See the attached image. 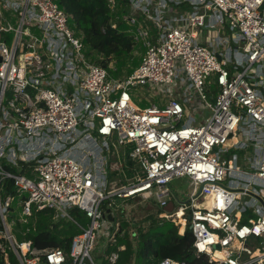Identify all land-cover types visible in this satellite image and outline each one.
<instances>
[{
    "label": "built area",
    "instance_id": "built-area-1",
    "mask_svg": "<svg viewBox=\"0 0 264 264\" xmlns=\"http://www.w3.org/2000/svg\"><path fill=\"white\" fill-rule=\"evenodd\" d=\"M129 1L125 20L144 55L131 75L115 79L86 56L56 0H0V157L29 172L0 165L6 264V244L18 264H97L96 232L112 225L104 202L142 198L165 206L180 178L190 180L189 201L160 217L181 234L190 226L197 256L206 264H264V0ZM109 4L114 10L116 0ZM148 84L175 90L183 103L139 108L130 91ZM203 109L211 115L199 123ZM119 147L129 149L137 174L115 190L108 164ZM247 150L246 161L233 153ZM6 180L16 195L3 199ZM16 196L26 224L34 212L70 219L78 208L88 226L76 222L81 234L68 254L18 243L7 222Z\"/></svg>",
    "mask_w": 264,
    "mask_h": 264
},
{
    "label": "trees",
    "instance_id": "trees-1",
    "mask_svg": "<svg viewBox=\"0 0 264 264\" xmlns=\"http://www.w3.org/2000/svg\"><path fill=\"white\" fill-rule=\"evenodd\" d=\"M56 2L69 14L70 27L76 36L82 39L86 56L107 69L113 78L127 77L140 65L144 49L139 48L140 44L134 41L133 33L125 20L131 11L129 0H116L114 10L109 0H56ZM120 154L123 162L122 172L112 174H118L124 184H127L126 179H134L136 176V166L129 158V149L120 148ZM5 169L11 173L24 174L28 165L21 163L20 171L10 166H5ZM10 194L16 195L14 182L6 180L2 183L1 197L5 199ZM183 205L184 203L172 196L167 205L158 206L156 215L149 218L148 227L137 228L136 237L129 231L130 224L123 220L114 243L109 244L102 254L96 251L94 259L101 264H112L107 258L117 253L119 257L114 264H160L167 258L184 261L187 264H206V258L198 257L194 250V236L190 226L187 225L181 234L179 226L172 220L160 217L162 214L175 213ZM107 209L112 211L110 204L103 208V212ZM69 215L71 219L55 220L52 210L34 212L32 216L34 222L24 226V231L32 228L27 234L28 241L38 249L57 248L68 254L73 238L81 234L76 222L79 223L78 220L87 222L85 214L78 208L70 209ZM6 245L10 263L18 264L16 255L8 249V244ZM121 247L125 249L121 250ZM0 264H6L5 253L1 250Z\"/></svg>",
    "mask_w": 264,
    "mask_h": 264
},
{
    "label": "rangeland",
    "instance_id": "rangeland-1",
    "mask_svg": "<svg viewBox=\"0 0 264 264\" xmlns=\"http://www.w3.org/2000/svg\"><path fill=\"white\" fill-rule=\"evenodd\" d=\"M140 20H147L145 17H140ZM148 27L151 26V23L147 20L145 23ZM132 30V28L130 27ZM226 32L224 35L226 37L231 38L233 31L227 26L226 27ZM231 46V45H230ZM139 48L143 47L141 45H138ZM144 55V51H143ZM142 55V56H143ZM112 68V65H111ZM211 90L216 91L215 86H210ZM165 88L161 86H151V85H146V86H137L131 89V94L133 98V102L135 105H137L140 108L147 107L148 105L151 104H156L159 107H163V105L168 104V102L171 99H177L180 103H183V99L180 94H176L175 90L173 94L169 93H164ZM189 112L192 111L191 108L188 109ZM201 113H198L199 115H196L197 121L200 123L202 119H206L211 115V111L209 109H203L201 110ZM203 114V115H201ZM194 118V117H193ZM189 118H185L181 124L187 123ZM251 150H247V152H240V151H234V153L238 154L241 158V161H246L245 158L249 154L251 155ZM120 153V148L114 149L113 155L114 159L112 160L111 163L108 164L110 171L119 173L122 172V166L123 162H120L117 157H119ZM222 157H231L230 154H222ZM109 157V162H110ZM9 166L11 168L16 169L12 164L7 163V159L0 157V165L2 166ZM245 166L244 164H242ZM25 175H29V172L26 171L24 173ZM131 179H127L126 183L130 182ZM111 186L115 188V190H119L122 188L124 184L123 180L121 177H119L118 174H113L112 179H111ZM228 182V179L226 180V183ZM171 187L174 190V195L177 200H180L182 203H186L189 201V195L192 191V187L190 184V180L188 178H180V179H175ZM21 199L17 197L14 202L11 204V212L10 216H7V222L11 227V231L16 238L18 243L21 242H27L28 237L27 235H24V226L26 223L23 222L25 218L24 215H22V206H21ZM110 204L112 211L111 210H105L104 212L107 216L112 217V225L108 224V228L105 231H97L96 232V246H95V251L92 253L93 257L96 258V251L100 252L102 254V251L105 250V248L109 244H113L116 233L119 231V226L123 220L127 221L130 226H129V231L131 234H135L137 231V228L142 226V228H146L149 226V218L151 216H155L157 211H158V206L154 204L152 200H146L142 198H135V199H125V198H117L115 197L111 201H105L104 204L102 205V208H104L106 205ZM179 210V209H178ZM70 212V210H69ZM71 219V218H70ZM31 223L34 222V219H30ZM55 220H58V218L55 217ZM78 220V218H77ZM87 222H83L82 220H78L80 225L86 227L88 226V220ZM29 222V223H30ZM114 222V223H113ZM179 224V221H177ZM19 224V227H18ZM113 229V230H112ZM182 230L180 229V232ZM137 234V233H136ZM136 234L134 237H136ZM136 239V238H135ZM97 264H101L100 261L96 260Z\"/></svg>",
    "mask_w": 264,
    "mask_h": 264
},
{
    "label": "crops",
    "instance_id": "crops-1",
    "mask_svg": "<svg viewBox=\"0 0 264 264\" xmlns=\"http://www.w3.org/2000/svg\"><path fill=\"white\" fill-rule=\"evenodd\" d=\"M143 57V56H142ZM113 78V77H112ZM151 105H153V104H151ZM154 105H156V104H154ZM165 105H167V104H165ZM165 105H163V106H165ZM150 105H148L147 107H149ZM140 108V107H139ZM144 108H146V107H144ZM141 109H143V108H141ZM119 148H123V147H119ZM127 148V147H126ZM118 149V148H117ZM128 149V148H127ZM125 153H126V151L124 152V155H125ZM120 154V153H119ZM110 156H111V158H110V162L109 163H111L112 162V160L114 159V155H113V151L111 150V154H110ZM118 159H119V161L120 162H122V158H121V154L119 155V157H117ZM108 176H109V178H111L112 179V177H111V174L112 173H115V172H112V171H110V168H109V166H108ZM113 175V174H112ZM110 179V180H111ZM127 180V179H126Z\"/></svg>",
    "mask_w": 264,
    "mask_h": 264
},
{
    "label": "water",
    "instance_id": "water-1",
    "mask_svg": "<svg viewBox=\"0 0 264 264\" xmlns=\"http://www.w3.org/2000/svg\"><path fill=\"white\" fill-rule=\"evenodd\" d=\"M108 219L112 222V217L111 216H108Z\"/></svg>",
    "mask_w": 264,
    "mask_h": 264
}]
</instances>
